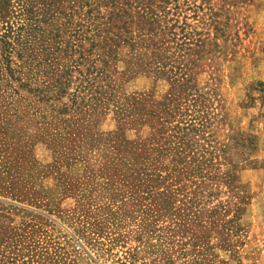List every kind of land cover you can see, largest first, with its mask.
Listing matches in <instances>:
<instances>
[{
    "label": "rangeland",
    "instance_id": "374dc122",
    "mask_svg": "<svg viewBox=\"0 0 264 264\" xmlns=\"http://www.w3.org/2000/svg\"><path fill=\"white\" fill-rule=\"evenodd\" d=\"M63 1L62 14L54 8L45 14L41 0H0V50L10 44L12 71L27 73L29 64L62 56L54 48L56 28L74 48L76 36H89L88 8L70 9ZM89 2L104 19L113 8L126 12L107 34L115 42L101 58L107 60L103 76L100 45L88 53L90 42L83 41V55L68 61V91L89 89L83 101L33 95L28 88L43 76L21 78L22 88L13 83L17 94L0 100V170H25L31 190L22 188V203L10 194L0 201L18 205L11 211L17 221L38 223L30 244L52 264H264V0ZM142 8L153 17L147 23ZM139 30L148 34L149 49L121 42L141 43ZM51 67L61 65L54 60ZM169 70L192 75L178 102L166 100L170 82L157 73ZM88 73L95 80L86 81ZM161 124L165 147L194 154V165L211 171L210 178L182 182L178 219L175 211L154 218L149 169L118 154V130L138 140ZM214 207L211 228L202 208ZM33 213L44 218L36 221Z\"/></svg>",
    "mask_w": 264,
    "mask_h": 264
},
{
    "label": "trees",
    "instance_id": "16d2710c",
    "mask_svg": "<svg viewBox=\"0 0 264 264\" xmlns=\"http://www.w3.org/2000/svg\"><path fill=\"white\" fill-rule=\"evenodd\" d=\"M3 1V0H1ZM68 7L72 9L74 5H79V8L82 9L83 6H86L88 9L85 11L84 18L88 19L94 24V27L90 29L89 36L88 33L84 35L76 36L77 45L74 48L73 43L70 41H64L59 33L57 28L55 29L54 41L56 43L55 51L62 52V56L56 55L50 62H47L46 58H42L37 63L29 64L27 67V73H20L16 71H12L11 69V56L12 49H8L10 44L4 43V49L0 50V100L4 99L5 96L11 97L14 94H17V90L13 87L14 82L21 83V78H25L26 80L30 81L31 78L35 81L38 80V77H44L41 81H37L35 83V88H28V90L33 93L35 96H39L41 100L44 101H55L59 100L61 97L64 96H71L73 100H77L79 98L83 101L86 95H90L89 89L87 94L84 93V90L75 89L74 92L69 93L68 89L71 82V71L68 66L69 59H72L73 55L78 52L81 53V49L83 48L82 42L89 41L90 48L88 53L92 51L91 47L99 46V56L100 62H102V67L99 68V74L103 76V70L106 66L107 60L106 58H102V56H109L110 50H112V41L115 42L113 39H110L107 34L114 28H117L114 20H118V23H123V19L126 16V12L122 13H115L114 8L113 11L110 12V16L104 19V15L100 13L95 3H90L89 0H67ZM99 1H96L98 4ZM64 3L63 0H41V4L43 11L45 14L48 13V10L54 8V13L62 14L63 11L60 4ZM96 10V15H92V12ZM119 10L122 11V8L119 7ZM140 18L143 19V23H147L148 19H152L153 17L150 15L149 9L142 8L140 9ZM94 17V18H91ZM149 24V23H148ZM90 28V27H89ZM120 25L118 24V29H121ZM75 37V36H74ZM141 37V43L136 42L133 43L132 41L123 40L122 43L130 42L131 47H137L143 50L149 49V45L147 44V33H142V31H138L136 38ZM187 38L184 36V39ZM131 40V39H130ZM163 44V42H161ZM115 44V43H113ZM63 50H59V47L63 46ZM78 48V49H76ZM69 52V53H68ZM146 52V51H144ZM54 60H57V64L61 65V67H51L53 65ZM83 62V58L80 57L76 63L81 64ZM162 62V58L160 61H155L153 64H159ZM43 65V66H42ZM42 66V69L39 67ZM32 67H37L34 73L29 72ZM157 70H160L156 68ZM155 73V72H154ZM157 73L161 76H166V78L170 82V90L168 93V97L166 100L171 101H179L180 93L182 91V87L190 85L192 75H188L181 71H157ZM97 75V74H96ZM31 77V78H30ZM93 78L92 74L88 73L85 74L84 79L86 81L95 80L89 79ZM24 83L19 85L20 88L26 87ZM98 86V84H97ZM96 86V87H97ZM92 85H89L91 88ZM86 91V90H85ZM93 96V95H92ZM91 96V97H92ZM93 101L99 100L98 97L93 96ZM80 105V104H79ZM141 102L135 101L134 107L139 109ZM164 105V104H163ZM81 107V106H79ZM78 107V108H79ZM78 108H75L77 111ZM74 110V111H75ZM63 113H67L66 109H62ZM61 111V112H62ZM81 111V109L79 110ZM131 112L133 109L130 110ZM164 111V110H163ZM123 115V112H122ZM152 117L154 115H151ZM156 122H158L156 120ZM123 122L121 123V125ZM164 128L161 124L160 127H157L154 134L149 136L145 139H138V140H127L126 138L121 135V132L118 130V154L120 156H125V160L131 162L129 165L139 164L144 168H148L151 178V191L149 192L150 196L152 197L153 211L156 216L154 218H160L162 211H175V219H178L180 215H183L182 212H179V208H175L176 202V195L182 192V182L186 179L190 178H199L202 179L205 177V173H203L202 168L199 166H195L194 163L196 161L195 155L188 153L184 155L183 152L185 151H175L171 152L167 147H165L168 143L166 139H163ZM159 134V136H155V134ZM177 142L185 141L182 137H178L176 139ZM190 159H187V158ZM167 162V164H166ZM2 166V165H1ZM23 168V167H21ZM143 168V169H144ZM14 172L12 170V166L5 169L0 170V195L3 194H10L12 199L15 203H22L21 200H18L17 197H20L22 192V188H28L25 170L14 168ZM210 170V169H208ZM211 171L206 173V176L209 178ZM228 183L229 186L233 183L232 176H228ZM18 187V188H17ZM163 187V188H162ZM147 194V196L149 195ZM195 194V191H194ZM195 200V196L192 198L191 201ZM181 201V200H179ZM33 203V201H32ZM18 205L13 203H5L0 201V264H52L51 261L48 259V253L46 251L38 252L37 249L34 247V243L30 244L33 238V235L37 232L36 228L39 227L38 223H30L26 221L24 218L17 221L15 218L12 217L11 211L17 207ZM216 207L211 208L209 210L202 211L205 212L206 218L209 222V227H214V219L213 217L218 213ZM22 210L27 212L26 209ZM200 213V212H199ZM34 219L42 220L44 218L41 214H34ZM231 221H227L226 223H230ZM143 222V220H142ZM156 221L153 220L151 224H147L151 226L150 233L152 234L153 229L155 228L154 224ZM181 223H176V226L179 228L178 232H181L180 227ZM227 228L229 226H226ZM227 230V229H226ZM192 232V236L195 235V229L189 230ZM186 232H184L185 234Z\"/></svg>",
    "mask_w": 264,
    "mask_h": 264
}]
</instances>
